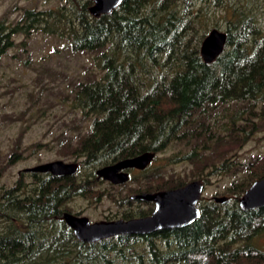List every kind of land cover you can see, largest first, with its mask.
<instances>
[{
    "label": "trees",
    "instance_id": "obj_1",
    "mask_svg": "<svg viewBox=\"0 0 264 264\" xmlns=\"http://www.w3.org/2000/svg\"><path fill=\"white\" fill-rule=\"evenodd\" d=\"M62 1L58 8H24L14 23L0 18V58L15 36L37 30L63 37L75 53H95L101 77L74 88L75 107L91 126L63 152L81 159L76 175L29 172L28 183L22 172L12 186L0 187V264H264V245L257 243L264 235V206L243 210L239 204L264 177V155L246 163L237 158L264 127V29L256 16L234 8L225 50L207 63L200 51L208 34L204 9L224 0H124L98 18L89 11L92 0ZM146 63L162 66L159 75L149 72V82L140 75ZM22 136L6 166L21 156ZM173 145L181 154L170 163L189 162L191 180L210 184L213 175L241 171L248 176L232 182L226 203L204 201L201 216L188 226L93 243L77 238L63 212H73L69 202L78 196L102 199L97 168ZM148 172L130 190L144 189L143 179L149 191L189 182ZM145 214L125 210L122 218Z\"/></svg>",
    "mask_w": 264,
    "mask_h": 264
},
{
    "label": "rangeland",
    "instance_id": "obj_2",
    "mask_svg": "<svg viewBox=\"0 0 264 264\" xmlns=\"http://www.w3.org/2000/svg\"><path fill=\"white\" fill-rule=\"evenodd\" d=\"M62 0H0V18L7 23L17 21L24 8L44 10L58 8ZM201 4L197 5L199 8ZM207 6V5H203ZM234 8H244L256 16L264 29V0H224L222 6L208 5L204 9L203 30L209 33L213 28L226 31ZM218 27H215V26ZM15 45L0 58V187L8 188L24 172L25 181L32 178L24 169L40 163L62 159L68 162L78 161L74 156L65 157V146L75 143L85 135L91 126V119L82 109L75 107L74 88L76 82L100 78L102 70L95 61V53H75L67 40L56 35H49L42 30L35 31L30 37L15 36ZM138 57V56H136ZM142 56L139 57L141 60ZM143 62H145L142 59ZM148 62V59L146 60ZM140 68V75L147 82L149 72L159 75L162 66L146 63ZM23 133L17 157L12 165L7 164V156L14 147L17 137ZM179 151V146H170L162 153H157L148 168L149 172H162L167 177L191 180L193 166L187 162L170 163L169 158ZM178 154H181L178 152ZM264 155V127L255 133L239 152L237 158L246 163ZM6 166L3 169V166ZM89 168L84 170V175ZM128 186L113 188L108 182L97 184V191L111 192L114 197L105 195L96 201L90 197L78 196L69 202L74 212L88 216L92 221L121 218L125 210L148 208L142 204L120 205L118 199L130 194V188L138 187L137 182L144 176L142 171L134 170ZM233 173V171H232ZM244 171L236 174H218L206 184L205 198L227 195L234 180L247 178ZM194 180V179H193ZM123 194V195H122ZM228 196V195H227ZM264 245V235L257 240Z\"/></svg>",
    "mask_w": 264,
    "mask_h": 264
},
{
    "label": "water",
    "instance_id": "obj_3",
    "mask_svg": "<svg viewBox=\"0 0 264 264\" xmlns=\"http://www.w3.org/2000/svg\"><path fill=\"white\" fill-rule=\"evenodd\" d=\"M89 7L94 17L109 14L117 9L124 0H92ZM228 35L226 31L213 28L201 44V55L205 62H213L224 50ZM156 152L147 151L134 157H128L116 163L105 165L96 170L97 176L114 184L126 183L130 179L129 168L145 169L154 160ZM80 170L78 161L68 162L62 159L40 163L25 168V172L51 173L56 176L76 175ZM206 183L203 179H194L188 183L157 192H145L133 195V199L155 203V209L149 216L132 219H114L91 221L86 215H77L65 211L63 219L73 229L81 241L93 243L119 235L150 234L157 231L182 228L192 224L201 216L198 203L203 196ZM218 203H226L229 196H214ZM243 210L264 206V177L253 182L239 199Z\"/></svg>",
    "mask_w": 264,
    "mask_h": 264
},
{
    "label": "flooded vegetation",
    "instance_id": "obj_4",
    "mask_svg": "<svg viewBox=\"0 0 264 264\" xmlns=\"http://www.w3.org/2000/svg\"><path fill=\"white\" fill-rule=\"evenodd\" d=\"M122 160V159H121ZM114 163H116V162H114ZM111 164H113V163H111ZM151 164V163H150ZM109 165V164H108ZM101 167H103V166H101ZM148 167H149V165H148ZM148 167H146V168H148ZM100 168V167H99ZM145 168V169H146ZM98 169V168H97ZM96 169V170H97ZM145 169H142V170H140V169H137V168H129V169H125L124 171H126V172H128L129 173V175H130V179H129V181L128 182H126V183H122V184H114L113 182H111V181H108V180H105L104 178H100L99 176H97V179L98 180H100V182H108L110 185L112 184V185H114V186H121V185H123V184H127V183H130V181H134L135 182V176H133L132 177V172L134 171V170H137V171H144ZM97 175V174H96ZM56 176V175H55ZM60 177V176H59ZM63 177H65V176H63ZM146 184H147V182H146V179H143V182H142V187L145 189H142V188H137V190H139V191H136V192H134V190H130V194L129 195H127V197H128V199L127 200H122L123 199V197L121 198V199H118V203H120L121 205H123L124 204V202H125V205H129V204H142V202H146V204L148 205V208H142V207H140V208H138L137 210H131V211H135V212H139V211H141V210H145V211H147V213L148 214H145V215H143V216H135V217H132V218H139V217H145V216H149V215H151L152 213H153V211H154V209H155V203L154 202H150V201H142V200H138V199H133L132 198V196L133 195H136V194H140V193H145V192H157V191H161V190H152V191H149V190H147L149 187H147L146 186ZM147 187V188H146ZM120 188V187H119ZM171 189V188H170ZM163 190H166V189H163ZM100 193H102V196L104 197L105 195H108V196H110V197H114L115 198V194H112L111 192H105L104 190L101 192V191H99ZM123 195V194H122ZM102 197V198H103ZM101 199H99L98 201H100ZM207 200H211V198H205L204 197V195L202 196V198H201V200L199 201V203H198V207L201 209V207H200V205L204 202V201H207ZM212 200H213V198H212ZM97 201V202H98ZM133 201H135V203H133ZM152 209V210H151ZM65 212V211H64ZM63 212V213H64ZM70 212V211H69ZM73 213H75V214H77V215H82L81 213H79V212H74L73 211ZM63 218V217H62ZM122 218V217H121ZM132 218H128V219H132ZM117 219H120V218H117ZM123 219H125V218H123ZM105 220H114V219H105ZM92 221V220H91ZM195 222V221H194ZM188 226V225H187ZM174 229H177V228H174ZM167 230H173V229H167ZM162 231H165V230H162ZM157 232H159V231H157ZM157 232H154V233H157ZM154 233H150V234H154ZM140 235H149V234H140Z\"/></svg>",
    "mask_w": 264,
    "mask_h": 264
},
{
    "label": "bare ground",
    "instance_id": "obj_5",
    "mask_svg": "<svg viewBox=\"0 0 264 264\" xmlns=\"http://www.w3.org/2000/svg\"><path fill=\"white\" fill-rule=\"evenodd\" d=\"M200 204V203H199ZM68 225V224H67ZM72 230V229H71Z\"/></svg>",
    "mask_w": 264,
    "mask_h": 264
}]
</instances>
